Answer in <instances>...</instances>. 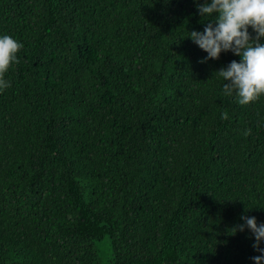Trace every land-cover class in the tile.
Here are the masks:
<instances>
[{
	"label": "trees",
	"instance_id": "16d2710c",
	"mask_svg": "<svg viewBox=\"0 0 264 264\" xmlns=\"http://www.w3.org/2000/svg\"><path fill=\"white\" fill-rule=\"evenodd\" d=\"M196 2L0 0V264H253L230 230L264 220V94L200 61Z\"/></svg>",
	"mask_w": 264,
	"mask_h": 264
},
{
	"label": "clouds",
	"instance_id": "9594fccd",
	"mask_svg": "<svg viewBox=\"0 0 264 264\" xmlns=\"http://www.w3.org/2000/svg\"><path fill=\"white\" fill-rule=\"evenodd\" d=\"M195 7L199 15L208 20L202 29L193 28L188 36L205 56L201 62L217 59L221 52H231L239 59H231L220 67L225 92L235 96L240 104H247L264 94V0H198ZM23 42L15 36L0 33V91L10 86L6 77ZM223 115H227L224 113ZM231 234L246 232L252 238L253 264H264V220L240 214L239 222Z\"/></svg>",
	"mask_w": 264,
	"mask_h": 264
},
{
	"label": "rangeland",
	"instance_id": "374dc122",
	"mask_svg": "<svg viewBox=\"0 0 264 264\" xmlns=\"http://www.w3.org/2000/svg\"><path fill=\"white\" fill-rule=\"evenodd\" d=\"M108 244L109 243H108V240L106 238L103 239L102 241L97 242L99 256L103 262H107L111 257V252L109 250Z\"/></svg>",
	"mask_w": 264,
	"mask_h": 264
}]
</instances>
